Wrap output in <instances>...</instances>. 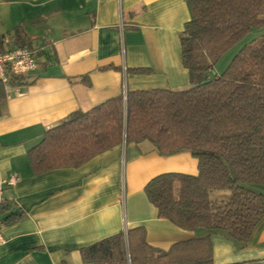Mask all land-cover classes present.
Instances as JSON below:
<instances>
[{
	"label": "crops",
	"instance_id": "obj_1",
	"mask_svg": "<svg viewBox=\"0 0 264 264\" xmlns=\"http://www.w3.org/2000/svg\"><path fill=\"white\" fill-rule=\"evenodd\" d=\"M190 20L185 0H0L2 51L17 47L14 29L23 26L38 59L29 84L10 83L0 102V176L17 179L7 195L23 214L4 225L0 264H86L82 248L138 227L162 251L208 235L159 218L145 193L163 173L197 176L189 152L124 143L39 176L28 157L72 113L128 91L189 88L180 35ZM211 241L215 264H264V220L244 248L217 233Z\"/></svg>",
	"mask_w": 264,
	"mask_h": 264
},
{
	"label": "trees",
	"instance_id": "obj_2",
	"mask_svg": "<svg viewBox=\"0 0 264 264\" xmlns=\"http://www.w3.org/2000/svg\"><path fill=\"white\" fill-rule=\"evenodd\" d=\"M185 1L191 20L180 42L189 88L128 91L72 113L28 157L39 176L79 168L124 143L149 141L162 156L189 152L199 162L197 176L163 173L145 193L159 218L208 235L162 251L138 227L82 248L86 264H215L211 235L244 248L264 220V35L248 40L223 73L214 68L234 45L264 29V0ZM14 39L31 49L23 26L14 29ZM10 83L29 84L25 75H10ZM2 214H8L5 223L23 217L11 202L0 205Z\"/></svg>",
	"mask_w": 264,
	"mask_h": 264
},
{
	"label": "built area",
	"instance_id": "obj_3",
	"mask_svg": "<svg viewBox=\"0 0 264 264\" xmlns=\"http://www.w3.org/2000/svg\"><path fill=\"white\" fill-rule=\"evenodd\" d=\"M38 59L36 53L28 47H16L0 52V83L8 89L10 85V75L24 76L33 74L37 69ZM126 97V96H125ZM17 182L15 177L3 178L0 176V205L12 202L8 197L7 190ZM4 218L0 215V246L5 243L3 228Z\"/></svg>",
	"mask_w": 264,
	"mask_h": 264
},
{
	"label": "rangeland",
	"instance_id": "obj_4",
	"mask_svg": "<svg viewBox=\"0 0 264 264\" xmlns=\"http://www.w3.org/2000/svg\"><path fill=\"white\" fill-rule=\"evenodd\" d=\"M258 32L255 36L252 37V35H249L246 39L243 41L239 42L238 44L234 45L230 50H228L217 62L215 68V72L218 74L223 73L230 63L232 62L233 58L236 56V53H238L244 45L247 43V40H250L251 38L258 37L262 33H264V29L261 31H255Z\"/></svg>",
	"mask_w": 264,
	"mask_h": 264
}]
</instances>
